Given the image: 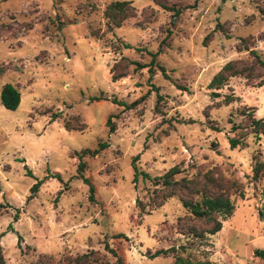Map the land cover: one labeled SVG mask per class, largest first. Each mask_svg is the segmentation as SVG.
I'll return each instance as SVG.
<instances>
[{"label": "rangeland", "instance_id": "rangeland-1", "mask_svg": "<svg viewBox=\"0 0 264 264\" xmlns=\"http://www.w3.org/2000/svg\"><path fill=\"white\" fill-rule=\"evenodd\" d=\"M110 1L0 0V90L11 83L21 95L13 110L0 103L5 264H114L109 249L122 264H173L172 253L152 257L169 247L192 263L262 264L253 250L264 249V176L253 180L252 166L264 161V138L246 115L264 117V85L233 76L218 97L207 85L229 60L254 63L238 50L241 38L264 57V0H129L134 15L111 28L103 15ZM127 61L126 76L112 81L111 67ZM244 132L230 148L229 137ZM100 142L107 145L96 155L76 154ZM81 160L89 183L78 175ZM173 166L175 178L213 170L239 182L220 231L193 238L189 227L210 224L182 205L184 192L162 199L154 179Z\"/></svg>", "mask_w": 264, "mask_h": 264}, {"label": "trees", "instance_id": "trees-1", "mask_svg": "<svg viewBox=\"0 0 264 264\" xmlns=\"http://www.w3.org/2000/svg\"><path fill=\"white\" fill-rule=\"evenodd\" d=\"M156 3L161 6L164 10L173 11V16H177L180 13V8L175 7L174 5H167L166 3L157 2ZM104 17L107 19L108 26L111 27H119L122 22L134 15V7L131 5V1L129 0H114L107 3L105 9L103 11ZM219 26V24H217ZM92 33L97 34L94 30ZM207 38V36L205 37ZM259 38L264 41V30L260 32ZM249 39V41H248ZM248 42L250 38L244 37L240 39L239 45L237 46L239 51L246 50L252 54L254 57V63L246 64L241 60L234 59L227 61L210 79L208 82V89H211L210 95L212 97L220 96V93L217 91L221 89L225 84H227L228 80L233 76H242L246 80H252L255 77H259V85H264V57H261L259 52L256 49H250L248 47ZM126 48H129L130 45L124 43L123 45ZM152 60L156 57V53H151ZM264 56V53H263ZM124 59V58H123ZM125 60V59H124ZM132 62L127 61V63H115L111 67V80L117 81L121 77L126 76V70L128 64ZM135 68H142L148 65H143L139 63H135ZM161 72L166 75L164 67L162 65H158ZM256 67L259 68L261 74L256 75ZM120 68L119 71H116ZM152 72V69H150ZM20 91L19 89L11 84L6 83L2 86L0 90V103L6 109L13 110L15 109L19 102H20ZM234 96L230 94H225L223 97V102L230 103L233 100ZM92 100H100L102 97L95 96L91 98ZM158 102L161 99V95L158 94L157 96ZM115 101V100H114ZM120 105H123L125 108H130L134 105L135 102L127 104L123 101H118ZM248 116V123L247 126L250 128V132L253 133L254 136L257 138H264V117L263 118H256L253 115L247 113ZM53 117L57 118L58 115L54 114ZM54 120V119H52ZM231 120V119H229ZM107 125L109 126V131L113 132L115 129L114 123L111 122V119H107ZM64 128L66 130H71V126L69 125L68 121H64ZM236 129L235 126L232 127ZM246 132L242 133V137L234 138L229 137V145L230 148H235L237 145L242 144L243 136H245ZM107 143L100 142L99 146L95 150L85 149L79 152H76L78 157L81 159L84 155L88 154L91 156L96 155L100 152V150L106 147ZM138 159L137 156H134L132 159L133 167H134V180L137 179L138 170L135 165V161ZM85 170V162L82 160L79 162L77 171L78 175L84 179L85 182L89 183V180L83 176V172ZM180 172V169L177 166H173L169 168L165 173L156 177L154 179L155 185H159V190H161L162 199L165 200L168 197L174 196L177 192H184L186 197H181L180 201L182 205L187 209V211L191 214L193 218L200 219L204 221L206 224L209 223L210 226H205L204 228L197 229L196 227H189L190 234L193 238L201 239L205 235H213L221 230L222 223L221 217L223 220L229 217L232 214L234 209V205L231 200V196L239 192V182L235 179H223L215 175L214 171H204L202 172L199 177H180L175 178V176ZM144 177H148L146 173H143ZM264 176V161L261 160H254V164L252 166V179L258 180ZM40 182L35 183L31 187V195L30 198L33 197L34 193L37 191ZM90 197L94 191V187L90 185L89 188ZM263 208H264V201H263ZM264 214V211H261V215ZM3 234H0V237ZM20 237L18 236V239ZM105 247L109 249L107 243H105ZM110 252L116 257L114 264H122L121 256L117 255V253L113 249H109ZM172 253L174 256V263L173 264H211V261L204 260L198 261L196 263L189 262L185 260L182 256L176 254L175 247H169L166 249H159L157 250L152 257H155L159 254L168 255ZM254 256L261 259L264 264V249L256 248L253 250ZM83 255L75 257V261L80 262ZM0 264H5L4 257L2 255V249L0 246ZM86 264H89L86 262Z\"/></svg>", "mask_w": 264, "mask_h": 264}, {"label": "water", "instance_id": "water-1", "mask_svg": "<svg viewBox=\"0 0 264 264\" xmlns=\"http://www.w3.org/2000/svg\"><path fill=\"white\" fill-rule=\"evenodd\" d=\"M222 2H224L225 0H221Z\"/></svg>", "mask_w": 264, "mask_h": 264}]
</instances>
